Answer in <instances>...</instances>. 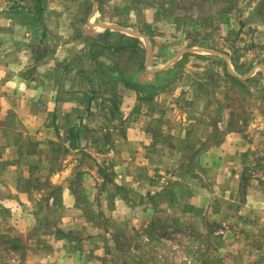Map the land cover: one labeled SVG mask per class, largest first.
<instances>
[{
    "label": "rangeland",
    "instance_id": "1",
    "mask_svg": "<svg viewBox=\"0 0 264 264\" xmlns=\"http://www.w3.org/2000/svg\"><path fill=\"white\" fill-rule=\"evenodd\" d=\"M162 3L176 28L183 64L178 78L155 98L143 97L133 84L123 87L120 81L138 67L139 62L128 61L136 50L100 46L83 53L84 91L78 102L84 111L97 108L96 118L103 123L91 124L94 135L107 134L104 143L99 140L102 154L93 150L94 155L81 159L84 166L96 162L101 182L92 210L99 215L98 232L103 231L92 242L93 264H264V225L238 220L245 209L235 206L254 179L264 189V0L237 1L239 16L226 28L214 23L213 8V13L189 18L193 1ZM88 7L84 3L74 8ZM126 13V21L131 20ZM115 19V26L123 28L126 21ZM138 21L132 17V23ZM194 22L206 28L197 31ZM136 27L131 24L132 30ZM91 74L102 79L94 80ZM109 108H116V131L104 119ZM126 119L144 135L143 148L140 154L129 150L119 156L117 169L122 163L125 169L118 172L112 168L113 140L108 137L124 133ZM236 129L253 139L257 156L219 183V174L203 167L200 154L219 135ZM55 148L62 150L63 143H55ZM69 176L80 180L78 174ZM40 178H28L36 190L25 188L17 205H10V192L0 189V264H28V249L49 250L44 234L55 231L56 221L49 218L58 216V207L45 200L56 190L49 179ZM254 208L247 212L257 214L264 207ZM56 232L70 233L66 228ZM84 245L81 256L88 255Z\"/></svg>",
    "mask_w": 264,
    "mask_h": 264
},
{
    "label": "crops",
    "instance_id": "2",
    "mask_svg": "<svg viewBox=\"0 0 264 264\" xmlns=\"http://www.w3.org/2000/svg\"><path fill=\"white\" fill-rule=\"evenodd\" d=\"M163 1L166 0H104V3L100 0H0V189L10 192L7 197L10 205H17L24 199L25 188L36 190L28 178L42 175L40 179H49L56 190L45 201L50 199L51 205L58 207V216L49 218L56 221L55 231L44 234L49 250L42 249L43 246L28 249L31 258L28 264H93L95 261L91 252L103 230L98 232L100 219L92 206L101 182L96 162L84 166L81 159L87 154L94 155L93 150L102 154L99 150L103 145L99 140L103 142L107 134L94 135L91 124L103 123L96 118L97 108L84 111L78 102L84 91L83 53L100 46L136 50L128 61L139 62L138 67L120 81L123 87L133 84V90L143 97L155 98L178 78L183 64L177 51L176 28L168 21L170 14ZM191 1L189 18L205 16L213 8L214 23L220 22L226 28L239 16L236 3L240 0ZM84 3L89 6L86 10L74 8ZM125 13L131 20L126 21ZM116 17L126 21L121 25L123 28L115 26ZM132 17L139 21L132 23ZM131 24L139 28L132 30L135 28L131 29ZM195 26L193 29L197 31L206 28L194 22ZM93 79L102 78L95 75ZM109 109L104 119L116 131V108ZM122 125L124 133L114 132L112 138L108 134V139L113 140L109 150L112 168L118 172L125 169L123 163L117 169L122 162L119 156L124 157L129 150H138L140 154L143 148L144 135L135 129V123L126 119ZM252 141L241 129L219 135L201 152L200 161L208 171L218 173L216 181L222 183L226 174L239 173L254 161L257 154ZM59 142L63 143L62 150L55 148ZM72 173L78 174L80 180H70ZM43 186L40 188L44 192ZM261 186L256 179L246 185V197L235 200V206L245 209L242 214L237 213L241 214L238 220L257 221L263 228L264 189ZM125 198V203L130 204V199ZM256 206L263 208L260 213L247 212ZM63 228L70 233L56 232ZM84 242L88 255L81 256L78 253ZM41 252L43 256L35 259Z\"/></svg>",
    "mask_w": 264,
    "mask_h": 264
},
{
    "label": "trees",
    "instance_id": "3",
    "mask_svg": "<svg viewBox=\"0 0 264 264\" xmlns=\"http://www.w3.org/2000/svg\"><path fill=\"white\" fill-rule=\"evenodd\" d=\"M234 79H236V80H238V81H241L239 78H237V77H234ZM126 82H128V81H126Z\"/></svg>",
    "mask_w": 264,
    "mask_h": 264
}]
</instances>
